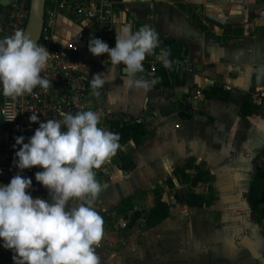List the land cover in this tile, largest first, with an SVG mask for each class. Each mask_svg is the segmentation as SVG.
I'll list each match as a JSON object with an SVG mask.
<instances>
[{"label": "crops", "instance_id": "1", "mask_svg": "<svg viewBox=\"0 0 264 264\" xmlns=\"http://www.w3.org/2000/svg\"><path fill=\"white\" fill-rule=\"evenodd\" d=\"M60 1L62 8L57 7ZM80 1L48 0L47 8H56L51 42L64 44L81 32L87 45L80 46L72 65L89 82L85 110L99 112L98 126L106 130L111 120L136 122L142 130L130 132L112 157L113 167L96 173L107 185L94 205L104 220L97 249L101 261L260 264L239 238L247 233L264 255V218L259 223L250 216L248 196L257 167H264V0H112L109 32L74 15L73 6ZM11 2L0 0V11ZM145 23L187 52L171 51L175 61L184 56L167 69L172 86L155 85L147 93L125 91V66L110 71L107 54L92 55L88 42L99 38L115 47L123 27L135 32ZM147 57L153 60L143 62L145 72L139 75L152 80L151 67L156 69L159 61ZM95 74L108 80L99 97L90 94ZM177 74L183 84H175ZM215 84L227 91L225 100L205 96ZM247 97L258 107L242 115L240 106ZM184 166L188 180L179 171ZM189 193L196 194L197 205L188 203ZM157 197L168 205V215L149 226L145 217ZM41 199L50 200L49 194ZM152 239L158 257L140 260L142 240ZM124 242L134 251L130 259L122 256ZM3 243L0 239V249L10 253Z\"/></svg>", "mask_w": 264, "mask_h": 264}, {"label": "clouds", "instance_id": "2", "mask_svg": "<svg viewBox=\"0 0 264 264\" xmlns=\"http://www.w3.org/2000/svg\"><path fill=\"white\" fill-rule=\"evenodd\" d=\"M115 41L110 48L102 39L91 38L88 50L94 56L107 54L110 71L125 66L121 77L125 91L147 93L159 82V78L148 80L139 75L145 72L143 61L148 55H154L165 69L179 63L170 59L171 49L161 47L160 34L149 23L135 32L130 26L123 27ZM51 57L24 29L0 39L3 95L16 99L37 87L47 91L51 83L41 72ZM106 81L105 75L95 74L90 94L99 97ZM59 115L60 120L39 122L27 143L24 136H18L13 145H20L13 161L19 170L43 169L35 173V179L48 190L51 202L33 198L26 191L32 187L31 178L19 173L7 185L0 184V239L5 249L13 251L14 264H101L97 249L104 220L94 205L107 185L96 179L95 170L115 156L120 137L98 126L99 112L61 111ZM38 119L37 115L30 117L31 122ZM70 201L79 203L70 206Z\"/></svg>", "mask_w": 264, "mask_h": 264}, {"label": "built area", "instance_id": "3", "mask_svg": "<svg viewBox=\"0 0 264 264\" xmlns=\"http://www.w3.org/2000/svg\"><path fill=\"white\" fill-rule=\"evenodd\" d=\"M30 0H12L0 11V39L13 34L16 29H24L29 15ZM64 6L63 2L57 3L58 8ZM56 8H47L44 15L42 36L37 42L46 48L52 55L50 61L41 72V76L50 80L51 87L47 91L37 87L30 95L12 99L3 95L0 90V183L7 185L17 173L26 178H31L32 187L26 191L33 197H43L48 190L35 179V173L42 171L40 167H32L23 171L14 164L15 152L20 145L13 148L15 137L24 136V143L28 142L34 131L39 127V122L48 119L60 120L61 111L75 114L85 110L84 100L88 92L87 77L74 68L73 58L79 52L80 46L87 45L86 38L80 32L73 39L64 44L51 42ZM113 12L112 0H81L74 4L75 16L95 21L102 25L105 32L111 30V17ZM152 56V55H148ZM155 71V67H151ZM198 94V92H197ZM31 115L38 116V122H31ZM12 119V120H11ZM10 120V121H9ZM114 166L112 157L96 169V173L105 172ZM125 226V223H122ZM13 251L6 253L0 249V264H14ZM101 264H108L102 262Z\"/></svg>", "mask_w": 264, "mask_h": 264}, {"label": "trees", "instance_id": "4", "mask_svg": "<svg viewBox=\"0 0 264 264\" xmlns=\"http://www.w3.org/2000/svg\"><path fill=\"white\" fill-rule=\"evenodd\" d=\"M48 6V0L46 1L45 10ZM161 40V47H167L170 48L171 51L175 50L178 53L183 52V55L185 56L187 50L185 47L181 46L180 42H176L173 38L170 37H160ZM178 61L179 63L182 62V59L184 56L178 55ZM170 59L175 61L172 56H170ZM150 60H153V58L146 57V59L143 62H148ZM159 78V82L156 84L157 87H170L172 86L169 78V74L167 69L163 67V65L160 62H156V69H155V75L154 79ZM184 80L178 78V74L176 75L175 84L180 85L183 84ZM227 91L220 85H213L209 90L205 91V96L207 98H217L219 100H225L227 98ZM258 105L253 104L249 97L245 98L240 106V113L242 115H250L255 110H257ZM187 108H184V110ZM180 115L183 117H186L187 114H185L183 111L180 112ZM108 130L114 133L119 134V144H125L129 138H130V132L135 131L138 134H142L141 127L136 122L131 121H119V120H111L108 124ZM125 161H128L126 158H121ZM187 167L190 165H186ZM182 167L179 169L181 173L185 176V178L188 180V176L184 174V168ZM249 202L251 207L252 214L258 215L259 219L264 218V209H259V206L264 204V167L262 165H259L257 167V170L254 175V181L251 185V188L249 190ZM188 197V203L190 205H197V196L194 193H189L187 195ZM168 205L161 201L159 197L156 198L154 206L148 211L145 217V222L149 226L156 225L157 223L161 222L163 219H165L168 215Z\"/></svg>", "mask_w": 264, "mask_h": 264}, {"label": "water", "instance_id": "5", "mask_svg": "<svg viewBox=\"0 0 264 264\" xmlns=\"http://www.w3.org/2000/svg\"><path fill=\"white\" fill-rule=\"evenodd\" d=\"M46 1L47 0H30L29 3V15L25 30L31 34L36 42H38L42 36ZM196 68L199 67L196 66ZM1 88L2 84H0V90ZM239 240L241 245L248 250L254 260L259 261L260 264H264V255L259 252L254 241L247 233L241 235Z\"/></svg>", "mask_w": 264, "mask_h": 264}, {"label": "rangeland", "instance_id": "6", "mask_svg": "<svg viewBox=\"0 0 264 264\" xmlns=\"http://www.w3.org/2000/svg\"><path fill=\"white\" fill-rule=\"evenodd\" d=\"M0 19H1V15H0ZM249 194H250V192H248V196H249ZM47 200L49 202H51L49 199H47ZM70 206H71V203H70ZM250 216L253 218V220L256 219L257 221H259V223H261L260 222L261 219H259L258 215L251 213ZM122 246H124V251L122 254L123 258L124 259H130L132 257V254H134V251L131 249V247H132L131 244H128V243L126 244V242H124ZM139 250L140 251L137 253L139 254L138 257L140 260H142L143 258H147L149 260H150V258L154 259V258L158 257V254H159V250L157 248V245H156V242L154 241V239L149 240V242H147L146 240H142L141 248ZM135 257H136V255H135Z\"/></svg>", "mask_w": 264, "mask_h": 264}]
</instances>
